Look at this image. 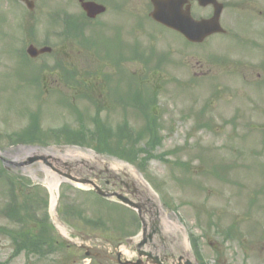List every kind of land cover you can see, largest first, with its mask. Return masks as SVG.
Returning <instances> with one entry per match:
<instances>
[{"label":"rangeland","instance_id":"1","mask_svg":"<svg viewBox=\"0 0 264 264\" xmlns=\"http://www.w3.org/2000/svg\"><path fill=\"white\" fill-rule=\"evenodd\" d=\"M219 1L224 4L220 22L227 35L211 36L196 46L149 21V0H126L122 12L108 11L88 24L82 36L67 41L50 36L51 7L79 16L76 0H35L30 12L23 5L0 0V169L4 177L0 178V229L8 231H0V260L13 253V239L18 240L22 230V246L30 243L36 248L30 254L22 249L15 257L10 255L8 264H118L117 240L137 225H133L135 214L117 204L115 197L102 200L80 191L71 180L60 185L63 194L53 215L44 181L65 168L52 161L53 168L40 162L21 164L32 155L46 153L73 156L61 158L74 165L73 176L91 180L96 176L99 189L110 195L118 189L114 183L134 182L158 205L170 236L189 256V233L198 236L204 264H264V69L257 67L264 66V49H255L251 41L233 42L229 32H239V21L243 27L242 18L252 16L245 11L249 14L244 17L233 13L229 4L246 3ZM256 3L262 17L255 14L257 20L246 23L249 33L239 32V41L264 31V0ZM191 11L195 16L209 13L196 3ZM120 30L123 39L136 42L146 55L150 48L155 55L168 54L152 81L147 82V77L153 72L149 67L155 56L145 65L126 59L118 70L113 67L114 50L125 49L120 34L118 47L114 45ZM22 37L35 46L47 37L53 50L28 63L15 52L26 46L21 45ZM257 42L264 44V36ZM54 61L63 69H73L75 77L67 83L58 74L51 78ZM206 70L208 74H198ZM135 77L143 80L141 89L148 93L144 101L153 113L154 146H144L148 138L143 133L142 138L126 143L130 155L118 157L68 143L63 137L49 138L52 131L92 128L96 113L111 130L114 142L124 122L131 132L143 130L144 118L137 113L145 112L142 98H132L133 102L125 98L126 105L121 98H112L117 79L123 90H116L124 94ZM156 82L167 86L151 92ZM31 126L40 128L39 140H15V135ZM132 170L145 183L134 178ZM135 196L142 198L141 193ZM12 204L16 214L5 217L2 210ZM60 210L67 211L65 216ZM95 222L99 224L94 226ZM120 259L131 257L121 254Z\"/></svg>","mask_w":264,"mask_h":264},{"label":"water","instance_id":"2","mask_svg":"<svg viewBox=\"0 0 264 264\" xmlns=\"http://www.w3.org/2000/svg\"><path fill=\"white\" fill-rule=\"evenodd\" d=\"M79 1L88 17L93 18L105 10L102 5L93 2H84L83 0ZM185 1L186 0H152L154 9L151 12V17L158 22L180 31L188 40L193 42H201L208 34L222 31L218 23V17L221 11L220 4H216L215 0H198L201 5L213 3V5H215V11L211 19L195 21L190 17L188 6L184 10L181 9ZM44 51H49V49L35 50L33 47H29L28 49L32 57ZM120 199L126 202L125 199L121 197Z\"/></svg>","mask_w":264,"mask_h":264},{"label":"flooded vegetation","instance_id":"3","mask_svg":"<svg viewBox=\"0 0 264 264\" xmlns=\"http://www.w3.org/2000/svg\"><path fill=\"white\" fill-rule=\"evenodd\" d=\"M35 1V0H34ZM55 1H59L61 2V0H55ZM77 1V0H76ZM91 1H97V0H91ZM254 4H250L248 2H250V0H242V3H246V4H236L235 2L230 3L229 7L233 10L234 13H236L237 11H245V12H250V14L252 15L249 19H247L249 22L254 21V16L253 15H262V10L259 8V5L256 3V0H253ZM259 1V0H258ZM99 2V1H97ZM100 2H102L105 6H106V12L108 11H114V12H122L123 8L125 7V3L126 0H100ZM64 5V4H63ZM242 5V6H241ZM130 12H132V9H130ZM249 14V13H245ZM72 17V16H70ZM130 18V17H129ZM131 19V18H130ZM132 24V22H131ZM132 27V25L130 26ZM57 28H59V25L57 23ZM55 31V30H54ZM59 30H56L54 32L55 36H58V32ZM62 32L61 35H65V36H71L72 32L70 29V26L67 25L66 29L64 28V30H60ZM52 76H56L57 73L56 72H51ZM200 74H205V72H201ZM148 218L150 221V228L152 230L151 236L149 239H147L151 245L153 246H157L158 243L159 245H161L163 247V252L165 253V255L163 256L164 258V264H183V260L181 259V255L180 252L177 249H171L169 247L166 246V243H168L166 241V239L162 238L161 233L159 232L158 228L155 227V224L153 222H155V218L158 216L157 212L154 210H151L150 213L148 214ZM8 258V256H7ZM5 257L2 258L0 261L4 262Z\"/></svg>","mask_w":264,"mask_h":264},{"label":"trees","instance_id":"4","mask_svg":"<svg viewBox=\"0 0 264 264\" xmlns=\"http://www.w3.org/2000/svg\"><path fill=\"white\" fill-rule=\"evenodd\" d=\"M97 128L100 127V123L96 124ZM149 125H147V128H143V130H140L136 136L131 135L130 133L120 130L119 134L117 135L116 142L115 140L110 138L108 136H102V134L99 132L97 134H93L90 139H88V146L93 147L97 152H106L113 155H116L118 157H122L124 155H130L131 151L125 146L126 143L133 142L135 138H140L143 136V133H149L150 128H148ZM152 129V128H151ZM153 130V129H152ZM106 133L111 135L110 130H106ZM155 140L152 141L151 146H154ZM134 146V145H133ZM21 249L26 250V252H34L32 250H35V246L30 243H26L23 246H20ZM40 248V245H39ZM40 252V250L35 251Z\"/></svg>","mask_w":264,"mask_h":264},{"label":"bare ground","instance_id":"5","mask_svg":"<svg viewBox=\"0 0 264 264\" xmlns=\"http://www.w3.org/2000/svg\"><path fill=\"white\" fill-rule=\"evenodd\" d=\"M110 166L113 167V168H117L118 167L116 164H111ZM132 176L134 178L136 177L137 179H139V181L144 183L142 178L137 176V174L134 171L132 173ZM59 184H60V179L57 178V177L44 183V185L46 186V188L48 189V191L50 193V209H51L52 213H54L55 209H56ZM77 186H80V185H77ZM82 188H85V187H82Z\"/></svg>","mask_w":264,"mask_h":264}]
</instances>
